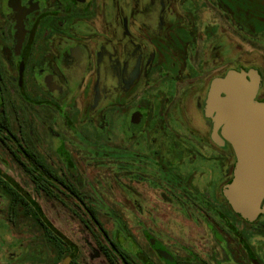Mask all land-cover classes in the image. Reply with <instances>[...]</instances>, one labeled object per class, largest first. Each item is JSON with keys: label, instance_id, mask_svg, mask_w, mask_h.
<instances>
[{"label": "flooded vegetation", "instance_id": "obj_1", "mask_svg": "<svg viewBox=\"0 0 264 264\" xmlns=\"http://www.w3.org/2000/svg\"><path fill=\"white\" fill-rule=\"evenodd\" d=\"M217 2L0 0V135L5 143L0 150L10 158L9 152L20 153L33 142L18 115L22 109L34 111L45 130H53L57 119L72 135L79 134L77 125L93 126L103 150L119 153L121 188L140 199L130 181L163 185L160 195L178 215H195L206 225L202 250L200 244L171 242L163 249L136 236L131 242L112 240L116 249L109 248L118 264H264V211L250 221L228 204L223 190L233 179L235 153L221 128L214 140V115L205 114L211 82L229 71H256L260 85L254 100L264 104V21L252 25L240 13L215 7ZM201 4L216 9L239 41L259 51L258 64L242 61L235 42L213 40L217 28L200 32L196 9ZM9 98L15 108H7ZM43 161L87 203L85 187H77L66 164ZM104 162L106 169L113 165ZM197 162L208 164L213 176H193ZM127 164L132 170L123 169ZM208 183L210 188L198 186ZM76 204L66 208L71 216H87ZM70 247L65 260L79 264Z\"/></svg>", "mask_w": 264, "mask_h": 264}, {"label": "rangeland", "instance_id": "obj_2", "mask_svg": "<svg viewBox=\"0 0 264 264\" xmlns=\"http://www.w3.org/2000/svg\"><path fill=\"white\" fill-rule=\"evenodd\" d=\"M214 6L229 9L232 13H240L241 17L246 18L252 25L255 22L257 25V21H264V0H250V3H246L245 0H218ZM196 11L200 32L204 30L205 34H208L211 26L217 28V35L213 40L217 38L223 44L235 42L240 49L238 50L242 61L252 60L256 64L259 63V51L239 41L216 9L201 4L197 6ZM209 42L210 40H207L204 44ZM27 92L29 98H34L31 89ZM9 101L7 108L11 104L15 108V101L10 98ZM30 106L35 107L34 104ZM18 115L26 121L27 134L33 140L30 147L51 165L63 167V164H66L70 177L77 187H85L87 203L92 204L98 211L104 229L114 242L126 240L131 242L133 236H136L143 244L155 241L163 249L170 242L189 247L200 244L201 250L204 248L203 241L207 239L206 225L202 224L195 215L190 219L178 215L177 210L171 208L166 203V198L160 195L164 192L163 185L156 187L148 183L130 181L129 187H132L133 192L138 193L140 199H136L127 190L121 188L120 163L117 161L120 159L119 153L103 150L105 143L98 137V131L93 126L77 125V130L80 132L72 135L64 130L63 124L58 119L54 121L53 130H45L36 123L34 111L32 115L22 109ZM33 125L34 133L31 130ZM172 126L177 127V125ZM70 147L72 150H69ZM104 161H109L113 165L106 169ZM127 165L123 169L132 170L131 165ZM196 165L193 176L201 177L204 172L213 176L208 164L197 162ZM0 170L10 182L13 180L25 192L30 193L55 230L77 246L78 250L72 245L70 253L79 264H106L88 234L69 211L60 203L35 194L26 175L1 150ZM184 173L186 174L185 171ZM161 183L165 182L161 181ZM198 186L204 189V186L210 188L211 184H198ZM6 206V199L0 193V264H70L64 262L69 255L58 256L56 252L50 251L48 245L32 230L29 222L16 221V225L11 226L6 219Z\"/></svg>", "mask_w": 264, "mask_h": 264}, {"label": "water", "instance_id": "obj_3", "mask_svg": "<svg viewBox=\"0 0 264 264\" xmlns=\"http://www.w3.org/2000/svg\"><path fill=\"white\" fill-rule=\"evenodd\" d=\"M259 85L254 70L229 71L211 82L205 104V114L214 115V140L221 128L236 157L223 195L234 212L250 221L264 211V104L254 100Z\"/></svg>", "mask_w": 264, "mask_h": 264}, {"label": "trees", "instance_id": "obj_4", "mask_svg": "<svg viewBox=\"0 0 264 264\" xmlns=\"http://www.w3.org/2000/svg\"><path fill=\"white\" fill-rule=\"evenodd\" d=\"M234 27L237 29L236 24H234ZM0 145L5 147L1 135ZM30 146L28 144L26 147H22L20 153L9 152V154L12 163L26 175L34 193L45 196L51 201L58 200L67 209L78 208L76 204L78 202L87 216L74 214L75 218L90 234L92 242L106 262L108 264H118L116 257L109 248V244L115 249L116 247L94 209L85 202L83 195L76 190L72 183L66 179H61ZM53 182L57 183L58 186L54 185ZM56 189L57 193L55 192ZM0 193L6 199V219L11 226H15L21 220L29 222L32 230L41 238V241L48 245L50 251L56 252L58 256L68 254L70 242L55 230L44 217L39 204L32 199L31 194L25 192L13 180L9 182L1 170ZM124 257V255L121 256V259L125 262Z\"/></svg>", "mask_w": 264, "mask_h": 264}]
</instances>
